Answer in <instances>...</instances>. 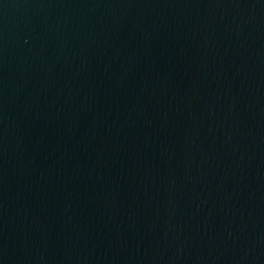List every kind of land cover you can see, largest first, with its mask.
Instances as JSON below:
<instances>
[{
    "label": "water",
    "instance_id": "water-1",
    "mask_svg": "<svg viewBox=\"0 0 264 264\" xmlns=\"http://www.w3.org/2000/svg\"><path fill=\"white\" fill-rule=\"evenodd\" d=\"M0 264H264V0H0Z\"/></svg>",
    "mask_w": 264,
    "mask_h": 264
}]
</instances>
